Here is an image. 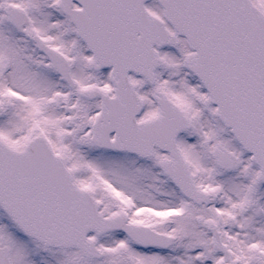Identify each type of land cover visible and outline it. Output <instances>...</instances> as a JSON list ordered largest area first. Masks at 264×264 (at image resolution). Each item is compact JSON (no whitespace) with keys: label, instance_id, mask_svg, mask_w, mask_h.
Instances as JSON below:
<instances>
[{"label":"snow or ice","instance_id":"6c2138e0","mask_svg":"<svg viewBox=\"0 0 264 264\" xmlns=\"http://www.w3.org/2000/svg\"><path fill=\"white\" fill-rule=\"evenodd\" d=\"M0 264H264V0H0Z\"/></svg>","mask_w":264,"mask_h":264}]
</instances>
